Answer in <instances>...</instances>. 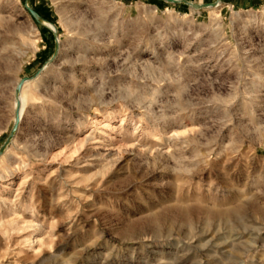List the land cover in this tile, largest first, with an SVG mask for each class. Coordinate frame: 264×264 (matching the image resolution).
<instances>
[{
  "label": "rangeland",
  "instance_id": "rangeland-1",
  "mask_svg": "<svg viewBox=\"0 0 264 264\" xmlns=\"http://www.w3.org/2000/svg\"><path fill=\"white\" fill-rule=\"evenodd\" d=\"M0 264H264V0H0Z\"/></svg>",
  "mask_w": 264,
  "mask_h": 264
},
{
  "label": "bare ground",
  "instance_id": "bare-ground-1",
  "mask_svg": "<svg viewBox=\"0 0 264 264\" xmlns=\"http://www.w3.org/2000/svg\"><path fill=\"white\" fill-rule=\"evenodd\" d=\"M209 7L212 8V9H214L216 6H215V5H211V6H209ZM33 12L36 13L34 10H33ZM36 15H37V17H38L43 23L50 25L51 28H52V26H53L54 24L52 25L51 22H49V21H47L46 19H44L43 17H41L38 13H36ZM54 26H55V25H54ZM52 29H54L55 31H57L56 26H55V28H52ZM26 98H27L26 93L23 92L22 95H21L22 107H21V110H20L19 115H18V118H19V119L22 118V116H23V114H24V110H25V107H26Z\"/></svg>",
  "mask_w": 264,
  "mask_h": 264
},
{
  "label": "water",
  "instance_id": "water-1",
  "mask_svg": "<svg viewBox=\"0 0 264 264\" xmlns=\"http://www.w3.org/2000/svg\"><path fill=\"white\" fill-rule=\"evenodd\" d=\"M36 14V13H35Z\"/></svg>",
  "mask_w": 264,
  "mask_h": 264
}]
</instances>
